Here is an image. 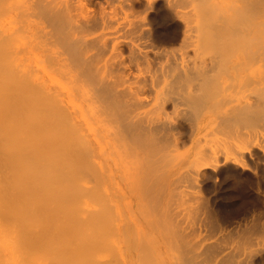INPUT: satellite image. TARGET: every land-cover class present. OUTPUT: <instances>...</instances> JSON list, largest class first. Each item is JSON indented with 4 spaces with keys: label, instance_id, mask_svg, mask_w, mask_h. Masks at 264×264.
Masks as SVG:
<instances>
[{
    "label": "bare ground",
    "instance_id": "1",
    "mask_svg": "<svg viewBox=\"0 0 264 264\" xmlns=\"http://www.w3.org/2000/svg\"><path fill=\"white\" fill-rule=\"evenodd\" d=\"M141 1L0 0V264H264L262 218L185 246L129 199L264 151V0H164L156 31Z\"/></svg>",
    "mask_w": 264,
    "mask_h": 264
},
{
    "label": "rangeland",
    "instance_id": "2",
    "mask_svg": "<svg viewBox=\"0 0 264 264\" xmlns=\"http://www.w3.org/2000/svg\"><path fill=\"white\" fill-rule=\"evenodd\" d=\"M156 1H155V5L153 6L154 8L152 7L151 11H149V12H147V11L150 9H148L146 7L145 8L148 10H143V9L139 8V6H141L142 8H144V6H146L145 0H142L139 3L137 2L135 4L136 7L134 8V9L137 8L138 10H140V11L136 10V11H138L137 12L138 15L140 13H141L140 16L144 14V16L142 18H144L145 15L147 14L146 18L150 19V22L147 19H146V21L148 24L151 23L152 26L150 25V27H152V28L154 27L153 28L154 31H156L159 27L164 26L163 17L167 13V9H168V6H165L167 4L164 0H156ZM136 11L134 10L135 13H136ZM145 11H146V14H145ZM140 16H139V18H140ZM142 18H140V19H142ZM180 24H181V22L179 23V21H178V27L180 29L184 28L183 24H181L182 26ZM169 25H170V23H169ZM170 47H171V49L169 48L168 52H169V50H170V52L174 51V50H172L174 47H175L174 49L176 50L177 45L170 46ZM192 142L193 141L188 142L189 146L188 145L184 146L185 148L187 147L188 149L182 148V150L180 151V154H178V156H177V158L179 160L177 158L175 160V158H174L173 160L175 162L173 160H172L173 163H172V161H170L173 165L177 164L178 162H180V163H178V165H183L184 164L183 162H185L184 160H186L185 158L187 156H194V153L196 151H195L193 145L197 146V144L193 143V145H190V143L192 144ZM202 145H204V144L199 143L196 150H198V148H199V150H201ZM207 145L208 144H206V146ZM242 145L243 144H241V145L239 144L238 146L240 147ZM248 145L249 144H247L245 146L248 147ZM196 146H195V148H196ZM199 146L201 147V149ZM222 146H223V148H225L226 151L223 148H221ZM222 146L221 145L219 146L221 153L219 152V149H218L219 147L216 149L219 152V153L217 152L218 156H220L219 154H221V156L223 155L222 156L223 158L220 156L221 158L219 157V160H217L218 162L215 161L213 163V166H212L213 168L211 167V168H208L207 170H205V174L203 176H201V178L200 177L198 178L199 181H198V179H194V178L190 179V178H187L184 176L182 177V174L185 171V170H183V171H180V172H182V174H178V175L176 174L177 176L173 175L174 177L176 176V178L179 177V175H181L180 179L177 178L178 179L177 181L179 182V184H178V182L175 183L176 178H174L173 176L170 178V181L160 178L162 180L163 184H161V180L158 181L157 184L155 183L156 185L154 184L156 187L155 186L152 187L153 188L152 191L154 192V189L156 188L157 192H156V190H155V192H156V194H158V199H161V200L155 201L156 195H154L155 193L153 194L152 192H150V193L148 192L147 195H146V193H142L143 195L142 194L141 195L140 194H138V195L132 194L133 196L129 195V199L131 202V210H130L131 214L133 212L132 218L134 220H139L140 224L146 230L148 235H149V232H151L150 237L153 240L160 238L159 233H162L161 229H163V228H161V229L158 228L159 230L157 228L155 229L154 228L155 226L156 227H158V226L165 227L166 226L167 229H169V230L172 229L174 231H175V229L177 230L179 228V231H181V232H179L180 235L183 232V234L185 233L184 236H188L187 238H185V237H183V238L186 240H189L187 242L186 241L184 242L185 246H186V244L189 246V245L193 244V238H194L193 235L195 234L194 232L198 228H201L203 226H206V225L208 226L210 224H214L217 226H221L225 229H227L229 227L234 228L236 226L246 227V225H249V224L252 225L253 221L256 223V221H255L256 219H257V222L261 218L264 219V155H263L264 151L263 150L261 151V149L260 150L255 149L253 151L249 150L250 151L249 154H248V152H246L247 154H245V159H243V160L247 164L244 163L245 164V166H244L243 163L241 164V162H243V161H241L240 163L238 162V164L235 161L233 162V160L231 158H233L234 155L233 156H227L228 158L229 157H231V158L229 160H226V158H224V156L227 155L228 151H227V148L224 147V145H222ZM229 147H231V149L233 150L232 147H234V146H232V145L228 146V149H229ZM243 148H245V147L243 146ZM231 149L229 150V153H231V151H232ZM240 149H242V147ZM184 153H185V156L183 155ZM196 153H195V155H196ZM229 153H228V155H230ZM189 154H191V155H189ZM232 154H234V153H232ZM171 163H167V164L163 163V164L166 165V167H168L169 164L171 166ZM173 165L171 166V168H173ZM217 165H218V167H217ZM163 168L165 169L164 166L161 167V172H164V171H162ZM168 168H170V167H168ZM168 168H166V169H168ZM161 174H163V173H161ZM160 177H162V176H160ZM195 180L198 182H196ZM171 181L173 184L175 183L174 184L175 186H172L173 184H171ZM193 181H195L196 183ZM159 183L161 184L160 186H162L161 191H159L160 190L159 189L160 188ZM164 184H167V186H166V189H167L166 194L167 195L165 194V196L163 194V192L165 190H162V188L165 187ZM168 185H169V187H168ZM194 186L197 188L195 189ZM169 188L172 191L169 190ZM173 188H174V190H173ZM176 188H177V190H176ZM168 191H170L169 192L170 196L168 194ZM160 192H162L163 197L159 196V195H161ZM151 195H152V198L150 197ZM159 197H162V198H159ZM176 198H177V200H176ZM148 200H150V202H148ZM151 200L152 201L154 200V202H151ZM116 201H117V203H119L117 198H116ZM158 201H161V202H158ZM156 202H157V204H156V208H155L154 205ZM240 203H242V204H240ZM147 204L148 205L151 204L153 206H150V205L148 206ZM158 204H159V208H158ZM151 210H155L156 212L157 211H159V212H157L156 214L153 212V215H152ZM121 212L122 213L125 212L124 209H122ZM158 213H159L160 217H158ZM166 216L168 217L167 219H166ZM157 217H158V219H157ZM155 218L157 221L155 220ZM162 218H164L165 220H162ZM148 219H149V221H148ZM262 219L260 221L264 222ZM159 220H161V221H159ZM251 220H252V222H251ZM152 221L154 223V226H152V228H151L148 226V224ZM156 222L157 223L160 222V224L162 222V225H159ZM163 223H165V224L163 225ZM215 223H217V224H215ZM173 228H175V229H173ZM167 229H166V234H165V231L162 234V235L165 234L164 236L166 238V242L169 240V238L167 239V237H169V236H167V234L169 233V231L167 232ZM156 230H158V232H156ZM182 235L180 236V238H182ZM165 238L164 237L162 238V240L164 239L163 242H165ZM191 238H192V240H190ZM182 241H184V240L182 239ZM170 242H171V240L168 241V243H167V245L170 247H168L167 245H165L163 243L164 245H163L162 249L165 252V259L168 261L170 260L171 264H176L178 261L177 257L175 256L176 251H175V249L171 250V248H172L171 246H173V242L172 243H170ZM181 244H183V242H181ZM173 248H175V247L173 246ZM148 252H149V249L143 253V256L144 255L147 256ZM173 254H174V258H173ZM137 260H139V258ZM147 261H148V264H154L155 263L154 259L152 257H151V259H147ZM134 264H137V262L135 261ZM139 264H147V263H146V260L143 259L142 262L140 260Z\"/></svg>",
    "mask_w": 264,
    "mask_h": 264
}]
</instances>
